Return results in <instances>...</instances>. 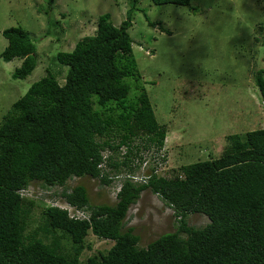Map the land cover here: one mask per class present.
I'll return each mask as SVG.
<instances>
[{"label":"trees","instance_id":"16d2710c","mask_svg":"<svg viewBox=\"0 0 264 264\" xmlns=\"http://www.w3.org/2000/svg\"><path fill=\"white\" fill-rule=\"evenodd\" d=\"M137 1L129 0L126 19L119 26L108 14L102 15L92 35L71 52L56 55L67 67L63 84L47 73L3 115L0 264H82L81 255L91 250L89 234L113 245L106 253L88 257L85 264H264V128L226 136L217 158L180 166L171 178L157 175L155 168L145 184L123 178L113 205H91L82 185L66 188L68 180L84 177L110 185L113 180L99 168L102 161L131 174L138 168L136 162L142 163L140 151L149 147L158 156L157 166L166 163L161 153L166 127L155 118L129 35ZM150 1L200 12L190 7L191 0ZM53 3L47 0V7ZM144 17L149 27L157 25L145 13ZM1 34L7 46L0 58L5 63L20 60L11 77L26 79L36 68L33 40L19 26ZM251 76L264 109V69ZM122 147L121 160L112 161L108 153L118 157ZM34 182L62 188L53 199L77 210L86 208L90 222L75 212L70 217L68 210L48 206L41 213L43 226L26 234L35 204L20 191ZM146 190L178 220L174 232L140 248V237L133 228H125V219ZM191 214L204 215L209 223L200 229L190 227L186 219Z\"/></svg>","mask_w":264,"mask_h":264},{"label":"rangeland","instance_id":"374dc122","mask_svg":"<svg viewBox=\"0 0 264 264\" xmlns=\"http://www.w3.org/2000/svg\"><path fill=\"white\" fill-rule=\"evenodd\" d=\"M190 7L200 12L137 1L129 35L155 118L166 127L161 152L166 163L157 166L158 156L149 147L140 151L145 164L131 174L106 166L103 171L113 180L110 185L88 177L68 180V190L78 185L86 188L91 205L115 204L117 187L127 175L141 182L155 168L157 175L171 178L180 166L217 158L227 144L226 136L264 128L262 100L251 76L264 69V0H191ZM128 10L129 0H54L51 8L47 0H0V54L7 46L1 33L11 27L27 31L36 48V68L24 80L11 77L20 60L5 63L0 58V122L10 106L47 73L64 83L67 67L57 62L56 55L71 52L82 38L92 35L100 16L108 14L112 24L119 26ZM144 13L157 24L154 28L148 26ZM108 155L112 161L121 160L120 154ZM61 191L38 182L27 188L25 197L35 205L26 234L43 226L42 210ZM177 220L157 195L146 190L130 207L125 228H133L140 237L138 247L145 248L174 232ZM186 221L197 229L209 223L201 214H191ZM86 242L91 250L81 255L82 264L113 245L90 234Z\"/></svg>","mask_w":264,"mask_h":264},{"label":"clouds","instance_id":"9594fccd","mask_svg":"<svg viewBox=\"0 0 264 264\" xmlns=\"http://www.w3.org/2000/svg\"><path fill=\"white\" fill-rule=\"evenodd\" d=\"M120 151L122 152H120V155L121 156H123V151H125V148L124 147H122V148H120ZM103 157V156H102ZM145 158L143 157V160H142V163L141 162H136V164L138 165V168L141 166V165H144L145 163ZM106 166L104 165V163H103V161L99 164V168L100 169H104ZM153 172H150L148 175H147V177L146 178H144V179H142V181L141 182H136L135 181V177L134 176H132V175H127V177H124V178H127V179H130L132 182H135V183H140V184H145V182L148 180V178L151 176V175H153L152 174ZM154 173H156V172H154ZM118 189H117V192H116V195H117V193L120 191V188H121V183H120V185L117 187ZM22 192H24V195H21V196H23V197H25V194H27V189L26 190H21L20 191V194H22ZM143 193V192H142ZM116 197V196H115ZM53 201L54 202H51V204L49 205L50 207L51 206H53V207H56V208H59V209H61V210H68L69 211V213L71 214L72 212H75L76 214H77V216L82 220V221H85V222H87V223H89L90 222V218H91V213H90V211H88L86 208H82V209H79L78 208V210L76 209V208H74V207H70L69 205H67V204H65L63 201H55L54 199H53ZM48 207V206H47ZM107 241V240H106Z\"/></svg>","mask_w":264,"mask_h":264},{"label":"built area","instance_id":"2783aa9c","mask_svg":"<svg viewBox=\"0 0 264 264\" xmlns=\"http://www.w3.org/2000/svg\"><path fill=\"white\" fill-rule=\"evenodd\" d=\"M125 153V151H123V154ZM21 195H24V192H22V194ZM74 216V214H70V217H73Z\"/></svg>","mask_w":264,"mask_h":264}]
</instances>
